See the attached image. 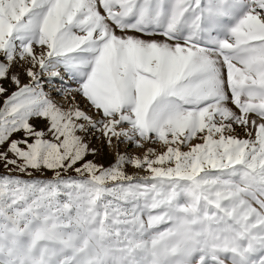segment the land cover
Masks as SVG:
<instances>
[{
    "label": "snow or ice",
    "instance_id": "snow-or-ice-1",
    "mask_svg": "<svg viewBox=\"0 0 264 264\" xmlns=\"http://www.w3.org/2000/svg\"><path fill=\"white\" fill-rule=\"evenodd\" d=\"M0 165V264H264V0H0Z\"/></svg>",
    "mask_w": 264,
    "mask_h": 264
},
{
    "label": "rangeland",
    "instance_id": "rangeland-1",
    "mask_svg": "<svg viewBox=\"0 0 264 264\" xmlns=\"http://www.w3.org/2000/svg\"><path fill=\"white\" fill-rule=\"evenodd\" d=\"M57 99H59V97H57ZM131 151L134 153H137V154H139V152H140V150H138V149H132ZM97 159L99 160V162L107 164L113 159V157L110 154H108L107 150L105 149V154L100 156V157H97ZM0 171H3L2 165H0ZM130 171H138L139 174H141V175L145 174L143 170L130 169ZM48 175L50 176L51 173H48Z\"/></svg>",
    "mask_w": 264,
    "mask_h": 264
}]
</instances>
